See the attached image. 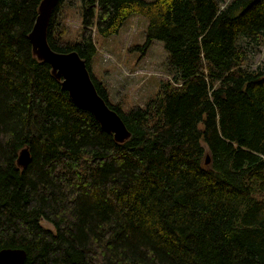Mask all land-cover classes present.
<instances>
[{
  "label": "trees",
  "instance_id": "trees-1",
  "mask_svg": "<svg viewBox=\"0 0 264 264\" xmlns=\"http://www.w3.org/2000/svg\"><path fill=\"white\" fill-rule=\"evenodd\" d=\"M63 1L49 45L78 52L131 135L116 141L34 55L40 0H0V248L23 264H264V67L236 43L264 42V0H79L74 41L57 33ZM132 14L148 19L134 47L161 40L175 75L123 109L92 71L93 37Z\"/></svg>",
  "mask_w": 264,
  "mask_h": 264
},
{
  "label": "rangeland",
  "instance_id": "rangeland-1",
  "mask_svg": "<svg viewBox=\"0 0 264 264\" xmlns=\"http://www.w3.org/2000/svg\"><path fill=\"white\" fill-rule=\"evenodd\" d=\"M227 1L219 0L220 7ZM61 4L57 33L64 40H78L82 29L81 2L64 0ZM147 23L144 15L132 14L117 33L109 36L94 33L96 54L91 62L92 71L106 86L109 101L123 109L145 106L157 93L161 82L174 80L175 69L168 61L161 40H153L144 53L134 47L144 42ZM236 43L246 51L245 68L264 67L263 41L254 44L239 35ZM41 222L53 229L52 223L44 218Z\"/></svg>",
  "mask_w": 264,
  "mask_h": 264
},
{
  "label": "water",
  "instance_id": "water-1",
  "mask_svg": "<svg viewBox=\"0 0 264 264\" xmlns=\"http://www.w3.org/2000/svg\"><path fill=\"white\" fill-rule=\"evenodd\" d=\"M57 0H40L34 24L28 33L32 52L40 60H46L52 74L60 80L72 101L79 107L93 114L100 126L111 132L116 141H124L131 132L120 115L111 108L98 93L85 60L76 50L59 51L52 48L47 41V25ZM30 160L28 146H22L16 158L18 166H25ZM206 162L209 156L206 155ZM27 256L22 247L5 246L0 248L1 264H23Z\"/></svg>",
  "mask_w": 264,
  "mask_h": 264
}]
</instances>
